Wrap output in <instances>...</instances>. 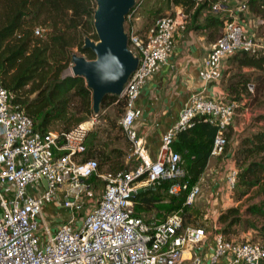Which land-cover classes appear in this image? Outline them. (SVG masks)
Listing matches in <instances>:
<instances>
[{"label":"built area","instance_id":"2783aa9c","mask_svg":"<svg viewBox=\"0 0 264 264\" xmlns=\"http://www.w3.org/2000/svg\"><path fill=\"white\" fill-rule=\"evenodd\" d=\"M230 1L219 0L211 7L225 22L221 37L201 61L198 77L204 82L221 80L225 61L237 51L264 56V35L245 25L246 0H238L233 9L226 6ZM184 17L182 11L161 15L143 34H127L138 63L120 95L125 111L119 125L132 144L136 159L132 167L101 171L95 158H84L97 114L68 131L41 132L13 103L14 93L0 83V264H264L263 245L184 226L182 208L163 219L139 216L133 208L137 189L160 180L173 181L170 195L187 189L180 181L185 175L181 155L172 148L178 131L191 127L196 116L216 124L219 131L211 155L218 156L226 144L223 133L233 124L238 107L223 96L196 92L178 121L164 132L155 159L138 137L134 123L140 115L136 105L140 89L168 60L178 29H184ZM34 33L41 36L43 30L36 27ZM248 87L253 92V86ZM225 178L232 188L236 170L229 168ZM95 182L101 195L89 206ZM198 182L188 190L184 205L193 203ZM51 209L57 216L49 220L45 210ZM52 219L58 220L54 227ZM209 236L213 249L206 256L204 244Z\"/></svg>","mask_w":264,"mask_h":264},{"label":"trees","instance_id":"16d2710c","mask_svg":"<svg viewBox=\"0 0 264 264\" xmlns=\"http://www.w3.org/2000/svg\"><path fill=\"white\" fill-rule=\"evenodd\" d=\"M217 1L162 0L163 4L153 11V16L165 11L174 15V7L179 6L185 16L183 31H201L206 41L213 44L221 37L225 22L224 17L211 9ZM246 4L250 16L257 22L256 34L264 35V0H246ZM136 5L137 2L126 20ZM95 9V0H0V83L14 93L13 103L32 119L35 130L68 131L94 114L91 90L84 79L65 71L71 65L74 49L87 59L95 58V54L84 47L86 33L93 32L89 38L98 40L94 28ZM36 27L43 30L41 36L34 33ZM232 58L234 66L223 82V99L240 103L247 96L255 100L261 98L264 94V56L237 51ZM249 85L253 86V92ZM114 102L124 113L125 99L120 95H105L100 108ZM193 121L191 127L176 133L172 143L173 150L181 155L185 175L180 181L187 184V189L173 196L168 193L173 181L160 180L136 193L132 202L136 214L145 218H150L147 216L154 212L161 214L160 219H163L169 212L182 208L184 226L195 225L207 230L201 224L187 221L186 210L190 205L184 202L190 187L200 180L207 168L219 129L202 116L194 117ZM224 133L226 144L219 159L231 152L236 170L234 199L240 201L253 190L260 198L246 204L243 212L239 206L222 210L216 231L231 240L235 228L243 224L255 230V237L260 241H236L258 242L264 247V127L240 135L234 147L230 142L234 130L227 126ZM86 145L84 158H95L101 171L126 167L123 149L107 148L94 135H88Z\"/></svg>","mask_w":264,"mask_h":264},{"label":"rangeland","instance_id":"374dc122","mask_svg":"<svg viewBox=\"0 0 264 264\" xmlns=\"http://www.w3.org/2000/svg\"><path fill=\"white\" fill-rule=\"evenodd\" d=\"M161 1L162 0H136V8L131 14L127 16V20L125 19V32L127 34H142L153 24L154 20L158 16L169 14L171 11H165L155 15V17L153 16V11L159 7L160 4H163ZM248 16L249 19H246V22L250 23V26L255 31L257 22L250 16V14ZM86 35L91 37L93 32L86 33L85 36ZM90 39L95 41L93 38ZM74 53L79 52L74 49ZM230 64L232 63L229 58L227 60V66H230ZM231 68L233 67H228L227 71H229ZM65 73L72 74L71 68L69 67ZM122 114L123 111H120V107L117 106L116 102L105 106L104 108H100L97 115L95 116L94 124L91 127L89 136H96L98 141L107 148L116 147L123 149L125 152L124 164L126 165L124 168H129L136 164V159L133 155L132 144L119 125V119ZM90 118L91 116L85 121L89 120ZM232 123L233 124L230 125V128H232L235 133L233 135L232 141H230L232 144H235L240 135L253 131L258 127H264V94L261 98L256 100L249 96L243 98L241 102L238 103ZM223 134L225 136V133ZM225 159L227 158L224 157L217 162L210 163L205 169L198 182L199 192L196 195L193 203L186 210L189 215L187 221H192L194 224H201L205 226L207 228V232L209 233L216 231V229L220 226L218 223V215L222 210L229 206H239L240 210L243 212L246 204L258 201L260 198L259 196H255L256 192L253 190L242 200L236 201L233 197V187L230 188L229 184L227 182L224 183L223 181L225 188V191H223V204H225V206L223 208H221L219 205L218 208L211 207L214 199V191L217 188L215 182L218 183L221 179H224V175L226 174L225 171L228 163ZM212 165L216 168V171L214 172L210 171ZM103 170L108 169L104 168ZM92 194L93 195L89 201V206L93 205L99 199L101 195V187L96 185ZM45 214V216H48V219L51 220L54 215L57 216V211L51 209L48 213V210H45ZM243 217L246 218V215L243 214ZM57 222V219H52L51 226L54 227ZM256 233L257 232L252 228H246L243 224H240L235 228V233L231 235V238L235 240L260 241L257 237H255Z\"/></svg>","mask_w":264,"mask_h":264},{"label":"crops","instance_id":"0c3cea01","mask_svg":"<svg viewBox=\"0 0 264 264\" xmlns=\"http://www.w3.org/2000/svg\"><path fill=\"white\" fill-rule=\"evenodd\" d=\"M237 2L238 0H231L226 6L233 9ZM173 10L176 13L182 11L179 6L174 7ZM245 25L247 28L253 29L250 23L245 22ZM211 45L212 42H207L201 31L186 32L179 28L175 35V45L168 60L159 65L156 72L147 79L140 89L136 100L140 115L135 119L134 128L153 159L157 157L164 132L178 121L181 110L193 93L202 92L207 97L214 98L224 95L223 82L229 73L227 68L234 66L232 57L230 66H227L228 59L225 61L224 75L221 80L204 82L198 77L201 61ZM232 145L234 147L235 144ZM219 156L211 155L207 167L210 163L219 161ZM225 157L228 163L227 168L233 167L231 152H228ZM210 171L214 172L216 168L212 165ZM223 181L225 183V175L224 179L218 183L215 182L217 188L214 191L211 206L213 208H218V205L221 208L225 206L223 204V191H225ZM147 217L162 218L161 214L156 215L154 212ZM204 245V253L209 256L213 249V241L210 236Z\"/></svg>","mask_w":264,"mask_h":264},{"label":"water","instance_id":"95a60500","mask_svg":"<svg viewBox=\"0 0 264 264\" xmlns=\"http://www.w3.org/2000/svg\"><path fill=\"white\" fill-rule=\"evenodd\" d=\"M94 28L97 41L84 39V47L94 54V59L73 53L72 75L84 79L91 90L92 109L95 114L107 94L121 95L129 76L136 69L138 58L128 46V35L124 30L125 17L136 0H95ZM46 187V181L42 178ZM144 189H137L136 193ZM135 194V193H134ZM133 194V195H134Z\"/></svg>","mask_w":264,"mask_h":264}]
</instances>
